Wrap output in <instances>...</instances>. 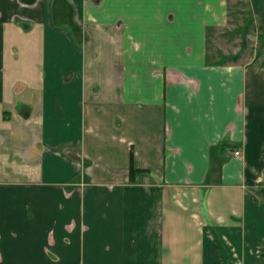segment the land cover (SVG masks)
I'll return each mask as SVG.
<instances>
[{
	"label": "crops",
	"instance_id": "obj_1",
	"mask_svg": "<svg viewBox=\"0 0 264 264\" xmlns=\"http://www.w3.org/2000/svg\"><path fill=\"white\" fill-rule=\"evenodd\" d=\"M229 2L0 0V264H264V64L209 57Z\"/></svg>",
	"mask_w": 264,
	"mask_h": 264
},
{
	"label": "rangeland",
	"instance_id": "obj_2",
	"mask_svg": "<svg viewBox=\"0 0 264 264\" xmlns=\"http://www.w3.org/2000/svg\"><path fill=\"white\" fill-rule=\"evenodd\" d=\"M229 6L228 25L210 35V59L224 61L226 57H232L231 53L235 51V55L243 57L244 62L264 64V25L255 20L247 0H230ZM262 188L264 182L258 189L260 195ZM261 251L264 252V240Z\"/></svg>",
	"mask_w": 264,
	"mask_h": 264
},
{
	"label": "trees",
	"instance_id": "obj_3",
	"mask_svg": "<svg viewBox=\"0 0 264 264\" xmlns=\"http://www.w3.org/2000/svg\"><path fill=\"white\" fill-rule=\"evenodd\" d=\"M236 56L232 57L231 59H235ZM261 193L264 194V188L261 189ZM261 256L264 257V252H261Z\"/></svg>",
	"mask_w": 264,
	"mask_h": 264
},
{
	"label": "built area",
	"instance_id": "obj_4",
	"mask_svg": "<svg viewBox=\"0 0 264 264\" xmlns=\"http://www.w3.org/2000/svg\"><path fill=\"white\" fill-rule=\"evenodd\" d=\"M235 154H238V152L236 151Z\"/></svg>",
	"mask_w": 264,
	"mask_h": 264
}]
</instances>
